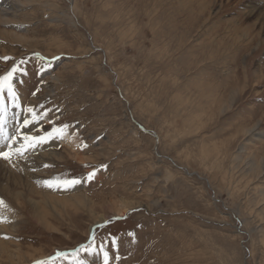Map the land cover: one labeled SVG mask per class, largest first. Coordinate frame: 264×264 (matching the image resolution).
<instances>
[{"label": "rangeland", "instance_id": "374dc122", "mask_svg": "<svg viewBox=\"0 0 264 264\" xmlns=\"http://www.w3.org/2000/svg\"><path fill=\"white\" fill-rule=\"evenodd\" d=\"M1 2L3 129L18 110L38 130L0 132V150L64 136L0 161L54 142L33 187L80 183L45 186L71 195L43 205L47 226L36 194L0 195L17 224L0 264H264V0Z\"/></svg>", "mask_w": 264, "mask_h": 264}, {"label": "bare ground", "instance_id": "6f19581e", "mask_svg": "<svg viewBox=\"0 0 264 264\" xmlns=\"http://www.w3.org/2000/svg\"><path fill=\"white\" fill-rule=\"evenodd\" d=\"M3 1V0H2ZM13 2V1H12ZM2 4L1 0H0V5ZM14 5L12 4H8V7L6 8V10L8 11L9 15L12 13L11 9L13 8ZM261 7H256V9H252L251 11H254V14L256 15V19L258 20V18H260V21H264V5H260ZM5 10V9H3ZM13 10V9H12ZM2 11V9H1ZM21 11V10H20ZM15 13V12H14ZM7 14V13H6ZM4 13V15H6ZM251 14V13H250ZM1 15V14H0ZM24 15V14H23ZM249 15V14H248ZM13 16V15H12ZM15 16V15H14ZM1 17H4L3 15H1ZM255 17V16H254ZM8 21V19H6ZM5 20V21H6ZM2 21V20H1ZM11 21V20H10ZM6 23V22H5ZM8 23V22H7ZM4 35V34H3ZM5 36V35H4ZM20 36V35H19ZM14 38V37H13ZM7 110V109H6ZM9 110V109H8ZM4 109L2 106H0V115H2L4 113ZM11 114L15 117H18L19 119H17V123L16 125H13V127L7 126L6 128L3 129V135L9 138H13L16 137L17 133L20 132L22 130L23 127L26 126V131L28 130L30 132V130H38V126H37V122H35L33 119H30V122L28 124H25V120L29 121V117L27 115H25V113L23 112H19L18 110H13L11 112ZM3 117V116H2ZM11 117V116H10ZM7 118V117H6ZM11 121V120H10ZM7 122V120H6ZM13 128V129H11ZM252 129V128H251ZM248 131V130H247ZM10 132V133H9ZM27 133V132H26ZM35 133V132H34ZM29 134V133H28ZM67 134V133H65ZM20 135V134H18ZM62 136H64V134H62ZM3 137V136H2ZM32 137V136H30ZM64 139H66L68 141L67 137H63ZM15 139V138H14ZM12 139V144L16 143L17 141H21L22 140H14ZM76 139V138H75ZM74 140V139H72ZM70 139V141H72ZM77 140V139H76ZM10 141V142H11ZM69 141V142H70ZM20 142V143H21ZM66 143V142H65ZM6 144V143H5ZM17 145V144H16ZM48 146H44L42 149L39 150L38 154L35 155L33 157H30L28 160L25 161V159L20 160V164L17 168L13 169L8 167L5 161H0V195H9L11 196V189L9 187H11L14 183H18V185H20L19 187H21L22 191H20L19 194H17L15 196V198H17L20 201L23 202V197L24 195H32L34 193V195L36 194L38 197V202L40 204L41 207L40 210L41 212L44 211V213H40L38 215H36L35 219L40 222L41 224L43 223L44 225H48L47 222V216L49 217L47 213L48 210L45 209V207H43V205H47L51 208V209H55L54 202L59 201L61 204L62 202H64L65 200H67L68 198H70L71 195L69 196H65L62 197L61 199L58 197H55L53 193L49 192L47 189H45V185L42 186V189L37 190L33 187L31 180H36V177L39 176V173L43 172L44 168L42 166V164H44V160L47 158H49L51 155H54V142H49L47 144ZM1 146V145H0ZM39 146V145H38ZM2 147V146H1ZM22 147V146H21ZM4 148V147H3ZM37 148V147H36ZM18 149V148H17ZM26 149V148H25ZM39 149V148H38ZM1 151V150H0ZM13 151V150H12ZM35 151V150H34ZM14 152V151H13ZM26 152V150H25ZM37 152V150H36ZM24 153V152H23ZM25 154V153H24ZM23 154V155H24ZM19 155V154H16ZM15 155V156H16ZM27 155H29L27 153ZM20 157V156H19ZM25 157V156H24ZM55 157V156H53ZM14 158V157H13ZM13 160V159H12ZM19 161V160H18ZM12 165V164H11ZM10 165V166H11ZM46 165V164H45ZM15 166V165H14ZM13 167V166H12ZM23 174V175H22ZM46 174V173H45ZM44 180V179H42ZM40 181V180H39ZM17 185V186H18ZM36 185V184H34ZM38 185V184H37ZM39 186V185H38ZM40 187V186H39ZM41 188V187H40ZM83 191V190H82ZM80 192V191H78ZM17 193V192H16ZM71 193V192H70ZM83 193V192H82ZM75 194V192H74ZM80 194V193H79ZM29 195V196H30ZM74 197V196H73ZM81 197V196H80ZM12 198V197H11ZM77 198V197H76ZM72 199V198H71ZM1 200V199H0ZM3 201V200H2ZM71 201V200H70ZM4 202V201H3ZM66 202V201H65ZM68 202V201H67ZM73 202V200H72ZM58 203V202H57ZM82 203V201H81ZM121 203V202H120ZM56 204V203H55ZM59 204V203H58ZM75 204V203H74ZM18 205V204H17ZM63 205V204H62ZM66 205V204H65ZM73 205V204H71ZM69 206V205H67ZM76 206V205H75ZM47 207V206H46ZM57 207V206H56ZM71 208V207H70ZM75 209V208H74ZM13 211V210H12ZM11 211V207H9L6 202H4L3 205H0V257L3 256V253H1V251L5 250V251H9V256L5 257L7 258L9 261H13V259H15V255L16 253L12 252L11 246H15V244L12 242L11 238H13V233L15 232V229L17 227V224L15 221H10L7 217V214L10 215L12 213ZM120 214V213H119ZM46 217V218H45ZM14 219V218H13ZM50 227V226H49ZM5 236H7V239H5ZM11 249V252H10ZM5 253V252H4ZM38 253V252H37ZM43 253V252H42ZM39 254V253H38ZM37 256V255H36ZM31 257H33L31 255ZM39 257V255L37 256ZM20 258V257H19ZM29 258V257H28ZM41 258V255H40ZM2 259H0L1 261ZM34 260V259H33ZM8 261V262H9ZM20 263V262H19Z\"/></svg>", "mask_w": 264, "mask_h": 264}, {"label": "snow or ice", "instance_id": "6c2138e0", "mask_svg": "<svg viewBox=\"0 0 264 264\" xmlns=\"http://www.w3.org/2000/svg\"><path fill=\"white\" fill-rule=\"evenodd\" d=\"M5 60H7V57H4ZM17 72V67L14 65L9 71H7L4 75L0 76V91H3L5 88H7L8 91V96L12 99L15 100L16 99V93L13 90L12 87V79L14 74ZM33 95H35V93H33ZM26 111L28 112H33L34 110L29 108L26 109ZM29 123V121L25 120V124ZM67 126L65 125L64 128H66ZM0 132H3V120L2 118H0ZM63 129H56L53 128L51 133H48L46 137H29V136H25L22 139L25 141V144L22 145L21 149H16L15 152H12L11 150L9 151H0V158L8 161L9 163H11V157L12 155L15 154H19L20 156H23V149L24 148H34L36 147V145L38 143H43L44 140L46 138H51L53 133H56L57 135L62 134ZM7 138V137H6ZM15 137H13L12 139H14ZM94 176V172H90L88 173V179H92V177ZM45 186L49 187V188H54V187H71L75 184L80 183V181L78 179H71V180H46L42 182ZM4 202L2 200H0V205H3ZM83 248V246H81ZM84 251L86 252H90L91 249H84ZM66 255L65 253H60L57 252L56 256H64ZM104 259H103V264H108V254L107 252H105L104 254ZM36 264H48L47 261H37ZM77 264H85L84 260H79L77 261Z\"/></svg>", "mask_w": 264, "mask_h": 264}]
</instances>
